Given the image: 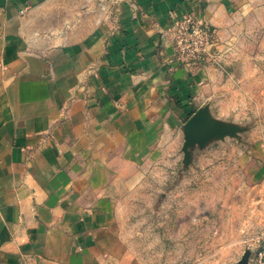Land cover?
<instances>
[{
    "label": "crops",
    "instance_id": "crops-1",
    "mask_svg": "<svg viewBox=\"0 0 264 264\" xmlns=\"http://www.w3.org/2000/svg\"><path fill=\"white\" fill-rule=\"evenodd\" d=\"M189 13L223 42L219 65L189 70L174 58L170 26ZM263 34L264 0H0V264H131L120 222H151L132 214L138 195L156 168L181 162L194 112L216 117L264 79L244 68L246 42ZM239 162L240 182L257 189L256 161ZM214 187L225 206L242 199L243 186L225 197ZM157 205L176 259L193 258L191 231L209 238V222L173 207L163 221ZM220 223L205 258L227 252L221 264H239L246 253L252 264L254 236L243 252V222Z\"/></svg>",
    "mask_w": 264,
    "mask_h": 264
},
{
    "label": "rangeland",
    "instance_id": "rangeland-1",
    "mask_svg": "<svg viewBox=\"0 0 264 264\" xmlns=\"http://www.w3.org/2000/svg\"><path fill=\"white\" fill-rule=\"evenodd\" d=\"M216 36L213 31L209 56L189 66V70L200 64L217 66L223 61L224 51L218 50V46H221L223 42H220ZM245 47L247 48L245 53L250 58L248 62L252 65L251 68L244 67L245 71L257 70L263 77L264 34L256 37V40L252 42H246ZM254 47H258L259 50H252ZM228 51L233 57H238L235 50ZM245 90L248 93L244 98L235 100L234 105L226 108L225 111L222 109V112L219 107L216 108V117L220 115L222 118L212 115L216 120L244 128V131L239 134V139L227 137L221 141L212 142L211 144L214 143V145L211 147L208 145L201 150L195 149L192 157L198 154L200 160L196 159L193 163L192 159L187 168L183 166V153L180 150L182 160L179 164L173 167L169 164L159 166L154 170L152 178L146 183L147 190L143 191V195H138L141 200L139 206L132 211V214L142 212L151 222H144L143 215H136L133 222H120L119 235L124 240V246H128L133 256L131 264H221L225 262L227 252L217 253L214 258H205L208 250L213 253L214 249H218V246L213 244H216L218 239L216 230L220 222H243V252L248 248L247 244L252 236L264 230H261L264 222L259 224L253 221L254 217L264 215V185L260 184L264 180H260L257 189H251L252 186L250 187L248 183H241L240 177L244 174V164L240 165L239 162L242 156H248V158L252 156L256 161L254 167H250L253 168V174L260 173L264 176V79L259 80L258 83L247 82ZM224 140L226 143H221ZM170 176H173V179H170ZM218 180L220 182L222 180L221 184L214 187V181ZM238 186L244 188L242 199L240 200V196H231V204L226 206L223 205V200L219 199L221 194L212 192L213 187L218 191L221 188L224 190L225 197L230 188ZM190 188L195 190L187 191ZM162 193L165 195H161ZM145 203H150V210L145 208ZM157 204L162 205L159 219L163 221L170 220V209L173 207L175 214L179 211L183 216L187 208L191 210L194 222H199L198 218L201 216L205 217L203 222H209L211 226L209 238L204 228H193L191 231L193 236L189 242L195 252L193 258L183 259L181 256L180 259H176L170 243V222H154L155 212H159ZM221 215L223 218L220 217Z\"/></svg>",
    "mask_w": 264,
    "mask_h": 264
},
{
    "label": "built area",
    "instance_id": "built-area-1",
    "mask_svg": "<svg viewBox=\"0 0 264 264\" xmlns=\"http://www.w3.org/2000/svg\"><path fill=\"white\" fill-rule=\"evenodd\" d=\"M173 56L182 67L196 64L209 56L213 31L195 13L174 19L171 26ZM253 264H264V231L251 239Z\"/></svg>",
    "mask_w": 264,
    "mask_h": 264
},
{
    "label": "water",
    "instance_id": "water-1",
    "mask_svg": "<svg viewBox=\"0 0 264 264\" xmlns=\"http://www.w3.org/2000/svg\"><path fill=\"white\" fill-rule=\"evenodd\" d=\"M244 128L235 124L216 120L212 117L208 106H203L194 112L182 126L183 166L187 168L192 162V153L195 149H203L212 142L224 138L239 139ZM239 264H248V255L245 254Z\"/></svg>",
    "mask_w": 264,
    "mask_h": 264
}]
</instances>
